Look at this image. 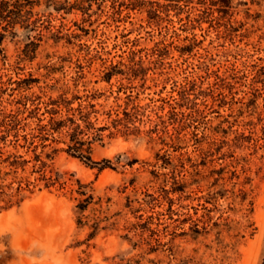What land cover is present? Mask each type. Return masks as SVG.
<instances>
[{
  "label": "rangeland",
  "instance_id": "374dc122",
  "mask_svg": "<svg viewBox=\"0 0 264 264\" xmlns=\"http://www.w3.org/2000/svg\"><path fill=\"white\" fill-rule=\"evenodd\" d=\"M75 3L1 43L0 264H264V0Z\"/></svg>",
  "mask_w": 264,
  "mask_h": 264
},
{
  "label": "trees",
  "instance_id": "16d2710c",
  "mask_svg": "<svg viewBox=\"0 0 264 264\" xmlns=\"http://www.w3.org/2000/svg\"><path fill=\"white\" fill-rule=\"evenodd\" d=\"M91 0H75L77 3H84ZM37 2V0H0V54L2 53L1 43L3 41V38L7 33L14 34V28L16 25H19L24 28L36 26V22L38 19H32V8L33 5ZM75 3V4H77ZM63 6V5H62ZM73 4H69L68 7H61L65 10L72 8ZM82 7V6H80ZM81 11L83 14H88L87 11L82 7ZM2 126H4L2 124ZM14 125H11V127L8 129V132L10 129H12ZM80 128L78 126H75L73 128L72 132V141L77 142V134L80 132ZM6 131V130H5ZM7 134L2 131L0 133V144L2 142H5ZM16 136V135H14ZM71 148V146H69ZM80 157H84L86 160L93 162L97 164L98 162L92 161L89 157V155L84 156L81 153H78ZM13 159H9L10 156H6V159L3 161L7 163L8 166L11 168H14L13 171H16L17 168L23 167L24 164L27 162V160H18L20 156L13 155ZM36 160H39L38 158Z\"/></svg>",
  "mask_w": 264,
  "mask_h": 264
},
{
  "label": "bare ground",
  "instance_id": "6f19581e",
  "mask_svg": "<svg viewBox=\"0 0 264 264\" xmlns=\"http://www.w3.org/2000/svg\"><path fill=\"white\" fill-rule=\"evenodd\" d=\"M4 215H6V214H4Z\"/></svg>",
  "mask_w": 264,
  "mask_h": 264
}]
</instances>
